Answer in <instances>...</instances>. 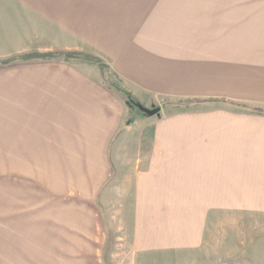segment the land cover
I'll return each instance as SVG.
<instances>
[{"label": "rangeland", "instance_id": "obj_1", "mask_svg": "<svg viewBox=\"0 0 264 264\" xmlns=\"http://www.w3.org/2000/svg\"><path fill=\"white\" fill-rule=\"evenodd\" d=\"M160 3V0H0V216L4 201L12 207L29 206L37 201L41 203L34 210L40 213V221L42 213L57 218L54 223L43 220L41 226L28 220L30 232L22 236L3 231L14 229L18 220L12 218L5 224L0 220V233H3L0 236L6 235L5 239L0 237V242H5L0 244V264H125L128 261V251L124 248L130 237L123 233L132 232L137 226L124 217L123 209L108 210L100 201L83 199L87 193L78 187L88 178L82 177L84 173L92 176L88 184L95 186L101 183L102 170L109 173L103 146L98 145L101 150L93 152L95 157L90 161H10L6 160L9 154L4 150L3 140L5 129L13 133L21 122L25 126L29 121L32 126L38 124V119H28L27 110L35 108L27 106V100L35 101L40 98L38 92L57 87L61 76L83 71L88 66L98 68L107 80V72L83 59L22 61L17 58L33 53L79 52L113 63L117 51L126 56L136 36L157 24L160 10L156 4ZM9 59L16 61L1 64ZM234 95V98L173 100L157 93L141 103L144 108L157 106L160 111L154 116L144 113L137 119L156 120V129L168 119L172 129L183 131L182 143L174 137L173 150L183 148L193 152L199 147L204 152L221 155L237 152L251 158L243 161L245 169L251 172L252 193L247 206L172 210L173 216L187 222L173 228L189 233L190 239L184 241L187 247L165 250L166 264H175L177 260L180 264H264V98L260 92ZM128 119L129 116L127 122ZM201 120H205L204 129L211 127L212 131L205 136L208 138L197 143ZM152 127H140L139 132ZM128 138L125 143L131 152V135ZM46 139L44 135L43 142ZM146 144L141 141L138 151L147 150ZM44 147L51 146L39 145L43 150ZM111 147L115 150L116 143ZM41 152L35 156H55L50 150L47 154ZM232 169L237 170V166ZM224 170L228 172V167Z\"/></svg>", "mask_w": 264, "mask_h": 264}, {"label": "crops", "instance_id": "obj_2", "mask_svg": "<svg viewBox=\"0 0 264 264\" xmlns=\"http://www.w3.org/2000/svg\"><path fill=\"white\" fill-rule=\"evenodd\" d=\"M160 1L157 24L136 36L131 52L121 56L117 51L113 63L103 61L127 90L143 104L144 98L157 93L173 100L234 98L235 92H260L264 98V0ZM84 68L61 76L57 87L38 92L39 99L27 100V106L35 108L27 110L28 119L39 122L33 126L31 121L26 126L21 122L13 133L5 129L6 160L90 161L93 152L103 146L109 173L100 172L98 186L88 184L92 176L84 173L82 177L88 178L78 187L87 193L83 199L100 201L108 210L123 209L124 217L137 226L123 233L130 237L123 247L128 251L125 264H166L165 250L187 247L184 241L190 234L173 228L187 222L173 216L172 210L247 206L251 172L243 161L249 156L204 152L199 147L193 152L173 150L174 137L182 143L183 131L172 129L168 119L158 129L156 120L146 118L128 126L123 98L108 86L98 68ZM204 121L197 143L212 131L211 127L204 129ZM146 125L153 127L139 132ZM129 135L131 152L125 143ZM141 141H146L147 150L139 152ZM39 145L51 147L43 150ZM48 150L55 156H35ZM225 160L229 162L221 164ZM40 203L12 207L4 201L2 224L12 218L18 221L14 229L3 231L22 236L30 232L28 220L39 226L43 220L54 223L55 216L43 213L39 220L34 207Z\"/></svg>", "mask_w": 264, "mask_h": 264}, {"label": "trees", "instance_id": "obj_3", "mask_svg": "<svg viewBox=\"0 0 264 264\" xmlns=\"http://www.w3.org/2000/svg\"><path fill=\"white\" fill-rule=\"evenodd\" d=\"M19 60L22 61H51L54 59H62L64 61H67L69 59H83L86 62L90 63V64H94V65H98V67L103 71V72H107V84L108 86L113 89L117 94H119L125 104L128 107L129 113V119L127 122V125H132L137 118H140L142 116H144V113H142L138 108L139 107H143V105L141 104L140 100L129 90H127L121 83V81L119 80V78L110 71L109 67L103 63L100 59L91 56V55H87L85 53H79V52H51V53H33V54H29V55H23L20 58H17ZM16 61V59H9L6 60L4 62H2V65L5 64H9L11 62ZM215 101H223L226 102L224 100H215ZM157 108V106H156ZM137 113V116L134 117V114Z\"/></svg>", "mask_w": 264, "mask_h": 264}, {"label": "water", "instance_id": "obj_4", "mask_svg": "<svg viewBox=\"0 0 264 264\" xmlns=\"http://www.w3.org/2000/svg\"><path fill=\"white\" fill-rule=\"evenodd\" d=\"M141 112L145 113L148 116H154L159 113L160 109L159 108H152V109H147L144 107H139L138 108Z\"/></svg>", "mask_w": 264, "mask_h": 264}]
</instances>
